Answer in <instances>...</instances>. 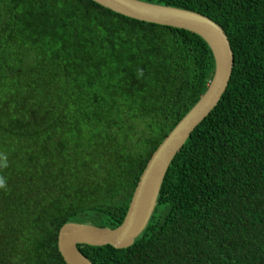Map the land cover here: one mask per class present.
Returning a JSON list of instances; mask_svg holds the SVG:
<instances>
[{"label":"trees","instance_id":"16d2710c","mask_svg":"<svg viewBox=\"0 0 264 264\" xmlns=\"http://www.w3.org/2000/svg\"><path fill=\"white\" fill-rule=\"evenodd\" d=\"M141 1L219 23L235 67L135 243L79 249L94 264H264V0ZM214 74L190 31L92 0H0V264H67V223L118 228Z\"/></svg>","mask_w":264,"mask_h":264},{"label":"water","instance_id":"95a60500","mask_svg":"<svg viewBox=\"0 0 264 264\" xmlns=\"http://www.w3.org/2000/svg\"><path fill=\"white\" fill-rule=\"evenodd\" d=\"M123 16L139 21L184 29L202 37L210 46L215 59V74L195 106L160 144L140 177L127 215L116 229L91 224L67 223L58 237L59 251L67 264H94L79 249L93 247H131L148 227L158 206L160 193L177 154L196 128L218 106L227 91L235 67V55L224 28L198 12L149 3L141 0H92Z\"/></svg>","mask_w":264,"mask_h":264},{"label":"clouds","instance_id":"9594fccd","mask_svg":"<svg viewBox=\"0 0 264 264\" xmlns=\"http://www.w3.org/2000/svg\"><path fill=\"white\" fill-rule=\"evenodd\" d=\"M6 167V165H4ZM6 180L3 177H0V188L6 187Z\"/></svg>","mask_w":264,"mask_h":264}]
</instances>
